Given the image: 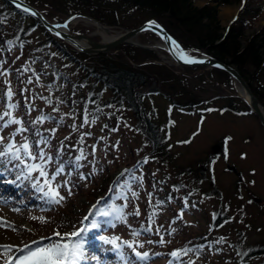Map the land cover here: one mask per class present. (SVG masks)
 <instances>
[{"label": "rangeland", "instance_id": "rangeland-1", "mask_svg": "<svg viewBox=\"0 0 264 264\" xmlns=\"http://www.w3.org/2000/svg\"><path fill=\"white\" fill-rule=\"evenodd\" d=\"M24 1L53 23H63L82 13L108 26L112 34L131 28L145 18L156 20L151 18L154 16L149 8H126L119 12L116 3L110 0H84L79 3L83 12L70 0ZM189 1L195 7L207 4L217 7L216 20L210 29L219 38L247 11L250 17L244 25L241 43L245 45L246 39L258 34L255 42L264 56V0H227L222 4L213 0ZM13 9L0 0L3 22L0 30L5 29L10 35L16 31L27 32L18 64L7 65L10 58L19 54V48H10L5 53L0 47V68H3L0 88L3 84L6 90L11 88L8 100L14 103L22 98L14 80L20 66L27 61L29 65L37 55L48 58V62L43 61L46 63L45 69H41L46 71L44 76L30 79L25 88V106L20 102L14 109L3 111L1 105L0 115L11 123L13 117L23 119L24 108H32L29 115L32 118L42 109L58 118L65 115L57 135L71 138L69 148L79 156L85 155L88 160L84 162L89 164L74 180L62 172L51 180L58 169L49 161L39 164L48 173L42 177L38 169L29 172L28 166L23 168L24 165L15 163L13 153L0 157V220L6 222L0 224V245L11 246L7 252L0 249V264H5L6 258L8 264L18 262L38 247L74 243L77 239L83 242V256L77 264H162L175 247L184 248L186 254L177 258L183 264H264V131L257 117L240 100L232 79L213 68L177 66L167 59L168 54L162 49L120 45L106 54L118 65L152 78L147 86L137 90L143 98L142 104L135 98L138 109L135 115L125 102L117 104L112 90L102 83L90 80L85 86H79L83 72L67 58L75 54V49L50 37L32 17ZM229 9L234 10L233 14ZM227 10L230 13L226 15ZM252 12L258 14L251 16ZM160 19L184 47L197 49L193 34L175 21ZM70 30L96 41L103 39L95 25L80 18L72 22ZM136 40L147 45L160 42L150 32L140 34ZM56 75L61 78L57 79ZM62 77L66 80L64 84ZM72 87L78 91L74 95H71ZM154 90L157 92L149 93ZM84 99L88 106L83 104ZM173 100L178 107L171 106ZM70 101L75 105H70ZM6 112L11 116H5ZM145 114L157 129L155 149L147 132ZM38 124L49 135L56 120ZM12 126L8 129L9 136L0 134L3 137L0 150L7 152L10 145H15L20 153L24 150L22 145L28 144L26 127L16 134L13 131L16 124ZM222 141L224 145L215 148ZM45 148L46 140H43L39 150ZM33 157L30 156L36 160ZM93 167L97 168L94 174L90 171ZM124 168L130 170L127 172L130 175L123 173ZM120 177L123 187L118 192L122 194H116L114 189L113 200L97 210V215L100 212L108 215H102L95 228L92 227L95 221L80 227L78 217L89 212L97 199L108 198L109 187L114 188L115 180ZM46 179L52 186H58L59 195L64 197L60 203L44 195L48 191ZM137 209L139 215L134 214ZM82 229L86 230L79 237L69 235ZM101 237L115 243H107ZM161 239L164 243L158 242ZM125 241L131 242L133 248ZM136 251L147 252L148 256L138 257Z\"/></svg>", "mask_w": 264, "mask_h": 264}, {"label": "trees", "instance_id": "trees-1", "mask_svg": "<svg viewBox=\"0 0 264 264\" xmlns=\"http://www.w3.org/2000/svg\"><path fill=\"white\" fill-rule=\"evenodd\" d=\"M6 7L10 6L5 0ZM72 3H77L78 8H80V12H83V9L79 3L84 2V0H70ZM218 4L226 3L227 0H213ZM111 3H116V7L119 8V12H124V9L132 8V10L137 8H149L152 12L151 15L155 18L158 22H160L165 28L166 24L160 19V17L167 18V21L170 23L177 22V24L181 25L189 34H193L192 36L195 38L196 42L194 46L198 50L205 51L206 53L223 60L231 65H233L240 74L247 80L248 84L251 87L252 92L257 96V98L261 101L264 106V56L262 53L258 51L257 44L255 40L257 39L258 34H255L250 39H246V44L243 45L241 40L244 34V25L247 22L250 14H247V11L243 12V16L239 17L238 22H233L226 31V34L223 38H219V35L214 31L211 30L210 25H212L216 20L217 15V7L211 5H204L201 7H195L191 4L189 0H110ZM13 9V7H12ZM113 9V8H112ZM113 11L118 12L117 9H113ZM13 12H19L22 15H27L26 13L19 11L17 9H13ZM88 13V12H85ZM89 14V13H88ZM258 13H251V16H256ZM94 16V15H93ZM96 16V15H95ZM99 14H97L98 18ZM30 17V16H29ZM100 17V16H99ZM34 19V18H33ZM145 18L143 21L147 20ZM34 21L40 26L41 24L34 19ZM142 21V22H143ZM208 21V22H207ZM140 22V23H142ZM3 22L0 20V25ZM116 23V22H115ZM111 23V24H115ZM138 23L137 25H139ZM135 25V26H137ZM134 27V26H133ZM264 30V26H263ZM45 31V30H44ZM169 32H171L169 30ZM172 33V32H171ZM27 34V32H26ZM24 32L16 31L13 34H8L5 29L0 30V47L6 53L10 50V48H19V54H15V58L12 57L9 59V63L7 64L8 67L13 66L16 62L19 63L18 60L23 55L24 51V43H25V36ZM173 34V33H172ZM174 35V34H173ZM50 36V35H49ZM175 36V35H174ZM9 37V38H7ZM52 37V36H50ZM176 37V36H175ZM178 38V37H176ZM11 42V43H9ZM256 44V45H255ZM54 45L60 50L64 51L63 47L59 44L54 43ZM125 47V46H123ZM75 54H70L67 58L70 59V64L76 66L77 69H80L83 72V77L78 83L79 86H85L90 80L95 81L97 84L102 83L104 87L109 88L112 90L115 96V102L119 105H122L124 102L128 105V107L134 112L135 115L138 113L136 99L142 104L143 95L138 93V89L147 86V84L152 79L149 74L144 72H135L128 68L122 67L120 64L118 65L115 60L109 56L108 54H98L95 56H88L86 54H82L76 50H73ZM10 56V54H6ZM38 57V58H37ZM80 58H85L90 61H81ZM5 61V59H4ZM48 62V58H44V56H35L32 61H28L24 63V66H20L17 69L14 80L16 84L19 86V98L16 102H11L8 99V88L1 87L0 89V109L1 105L3 107V111L7 109H14L17 103H20L25 106L24 104V93L25 88L30 83V79L38 78L40 79V75L43 77L46 71L41 69H45V65ZM10 65V66H9ZM48 65V64H47ZM34 66H38L34 67ZM44 66V67H43ZM7 69V68H4ZM3 68H0V74ZM43 72V73H42ZM57 79L61 78L60 75H56ZM66 82L65 78L62 77V83ZM53 84L55 85L56 83ZM9 86V85H8ZM92 87H94L92 85ZM33 89V88H31ZM71 95L78 92L75 87H72ZM32 92V91H31ZM35 92V91H33ZM157 91H149V93H154ZM70 95V96H71ZM32 96V93L31 95ZM90 97L92 95H89ZM85 100V99H84ZM47 103L52 104L50 100L46 99ZM88 103L87 100L83 102V104ZM172 107H178L179 104L175 103V100L171 103ZM70 105H75L73 101H70ZM89 104H86L88 106ZM11 106V107H10ZM194 108L195 105L191 104ZM30 108V107H29ZM183 108V106H182ZM35 109V108H34ZM248 109V108H247ZM249 110V109H248ZM55 111H58L56 109ZM250 111V110H249ZM33 112L32 108H24L23 110V119L20 120L22 123L16 124L14 128V132L18 134L19 132L23 131L26 127V138L28 144L33 150L32 156L36 157V160H33L28 155V150L20 151L19 159L17 161L25 162L26 164L31 165H39L43 161H49L52 165L56 166V169H63V175L67 176L68 178L74 180V176L80 175L85 171L84 167L88 165V162H84L88 159L85 158V155L79 156L73 150V148H69V137L66 136H59L58 128L61 127V123H63V116H53L49 111L45 109L39 110V115L34 117H30L29 115ZM251 112V111H250ZM1 117V115H0ZM40 117H46L43 121L52 120V118L56 120V124L51 125V134L45 135V132L41 130L39 122L41 120ZM144 118L147 123V132L150 137V142L152 144L153 149L157 147L158 138H157V129L153 128L152 121L148 118L147 114L144 115ZM38 119V120H37ZM0 125L3 126L4 134L9 135L8 129L12 126L11 120L0 119ZM19 130V131H18ZM46 140V148L44 150H39L40 143ZM224 140V139H223ZM225 141V140H224ZM224 141L220 145H217L215 148L221 147L224 145ZM223 147V146H222ZM152 150V149H151ZM41 152L44 154V159L40 158ZM77 157H81V159L77 160ZM51 158V159H49ZM52 161V162H51ZM141 161V159L137 162V164ZM94 166V165H93ZM97 168L93 167L90 169L92 173H94ZM129 169H124L123 173L126 176L130 175ZM121 177L115 181H117L114 185V188L110 190V196L106 199L98 200L96 203L95 208L91 210L89 215L86 219L87 223L90 222L96 213V208L106 205L105 203L112 201V193L115 192L122 194V192H118L122 189L123 185L120 184ZM109 193V192H108ZM115 194V193H114ZM219 217V216H218ZM216 218V222L219 218ZM79 221H82V217H78ZM184 248L175 247L173 251L180 250ZM185 252V251H184ZM182 255V254H181Z\"/></svg>", "mask_w": 264, "mask_h": 264}, {"label": "water", "instance_id": "water-1", "mask_svg": "<svg viewBox=\"0 0 264 264\" xmlns=\"http://www.w3.org/2000/svg\"><path fill=\"white\" fill-rule=\"evenodd\" d=\"M6 1L9 4H11L13 7L17 8L18 10H21L29 14L30 16L36 18L51 35L65 41L66 43L76 48L78 51L90 56L100 53H107L110 50L116 48L120 44H131L144 48H149L146 45H140L132 40L133 39L136 40L137 36L144 32H152L156 34L161 40V42L164 44L165 49L167 50L170 57L176 64L180 66H188V67L216 68L226 72L231 77L233 84L237 90L238 96L257 117L264 131V107L259 101V99L255 96V94L251 91L249 84L243 78V76L232 65L227 64L211 55L204 54L196 50L183 48L182 45L162 25H160L156 21L155 22L157 25H159V28H156L155 31L142 30L147 26V22L154 21V20H147L135 28L125 29L122 32L117 33L115 36L111 37V39L96 41L91 39L86 34L74 33L70 30H64L61 29L60 27H56L58 23L50 22L37 8L24 2L23 0H6ZM18 4L20 5L19 7L17 6ZM24 8L31 9V12H35L37 13V15H32L31 12L24 11ZM80 16L93 20L92 18L85 15H80ZM97 24L101 28H108L106 26H102L99 22H97ZM56 33H60V35H57ZM162 35L171 37L172 40H174L183 50V52L186 54V58H191L193 60L202 61V62L185 63L184 60L178 59L175 56H173L172 52L169 51V47H170L169 43L162 38Z\"/></svg>", "mask_w": 264, "mask_h": 264}, {"label": "snow or ice", "instance_id": "snow-or-ice-1", "mask_svg": "<svg viewBox=\"0 0 264 264\" xmlns=\"http://www.w3.org/2000/svg\"><path fill=\"white\" fill-rule=\"evenodd\" d=\"M18 7L20 6L19 4L17 5ZM24 11H29L31 12V9L29 8H24ZM32 15H37V13L35 12H31ZM56 27H67V22H65L64 25H56ZM156 28H159V25L156 24L155 21H149L147 22V26L142 29L144 31H148V30H152L155 31ZM57 35H60V33H56ZM162 38L169 43L170 47H169V51L172 52V55L175 56L178 59H182L184 60L185 63H196V62H202V61H196L193 60L191 58H186V54L183 52V50L179 47V45L172 40L171 37H168L166 35H162ZM11 43V42H9ZM8 95L11 96L12 95V91L11 88L8 89ZM11 107V106H10ZM5 116H11L10 112H6L4 113ZM0 119H2V117H0ZM41 121H43L44 119H46V117H40L39 118ZM85 122H87V119H85ZM12 123L14 124H18V123H22V121L17 120L15 117L12 118ZM19 131V130H18ZM230 139V138H229ZM3 141V137L0 136V142ZM187 141H185L186 143ZM22 147L27 150L28 149V144L25 143L22 145ZM8 153H13L14 154V158L15 159H19V149L15 148V145H10L7 149V152L0 150V157H4L6 156ZM29 156H31L32 154L29 152L28 153ZM35 158V157H33ZM40 158L44 159V154L41 152L40 154ZM51 159V158H49ZM77 160L81 159V157H77ZM38 169L39 170V174L42 177H47L48 173L44 170V168L40 165H34L32 168H29V172H32L34 170ZM63 171V169H58L56 171L55 174L52 175L51 180H55L56 176L59 175L61 172ZM44 183L46 185H48V191L44 192L43 188H39V185H37L38 190L41 192H44V195L51 198L52 201L54 203H60L64 197L59 195V192L57 190L58 186H52V184L50 183V181L48 179H46L44 181ZM70 194V192H69ZM133 196L136 195L135 192L132 193ZM126 207V205H125ZM121 213H122V209H121ZM100 215H108V213L106 212H100ZM135 215H139V210L137 209L134 213ZM123 220V214L120 217ZM32 219H37L36 217H32ZM41 220H43L44 218H39ZM85 219H88V217H85ZM0 224H6V222H4L3 220H0ZM97 223L93 222L92 223V227L95 228L97 227ZM86 229H82L80 232H73L71 234H69L72 237H79L83 231H85ZM151 230V229H149ZM54 235H60L59 233H54ZM102 240H105V242L107 243H115V240L112 241H107L105 237H101ZM159 243H164L163 239H161L160 241H158ZM35 243V242H34ZM125 244H127V246L129 248H133V245L131 242L125 241ZM27 247V246H25ZM140 247H143V245H140ZM11 246L8 245H0V249L7 251H10ZM133 251H135V249H133ZM135 254L138 257L141 258H146L148 256L147 252L141 253L136 251ZM181 254H186L184 252L183 249L180 250H175L171 253V255L173 256H178ZM83 256V242L80 241L79 239H77L74 243H65V242H58V243H53L51 245H49L47 248H41L38 247L36 248L34 251H28L26 255L22 256L18 262L14 261L13 264H77V262L81 259V257ZM5 264H8V258L5 259Z\"/></svg>", "mask_w": 264, "mask_h": 264}, {"label": "bare ground", "instance_id": "bare-ground-1", "mask_svg": "<svg viewBox=\"0 0 264 264\" xmlns=\"http://www.w3.org/2000/svg\"><path fill=\"white\" fill-rule=\"evenodd\" d=\"M229 10H230V12L233 14V11H234V10H231V9H229ZM227 12H228V10H227ZM230 12L226 13V15L229 14ZM78 18H79V17H73V18H70V19L66 20L65 22H67V27H60V28H61V29H64V30H70V26H71L72 22L75 21V20L78 19ZM81 19H83V20H84L87 24H89V25H95V26L97 27L98 31H100V32L103 34V39H104V40L111 39V37H113V35H115V34L110 33L111 31H110L109 28H101V27H99L98 24H97L95 21H93V20H90V19H87V18H81ZM65 22H64V23H58V24H59V25H64ZM132 41H134V39H133ZM163 46H164V45L161 44V43H156V44H155V48H156V49H162V50H164V47H163ZM5 188H6V190H7V187H5Z\"/></svg>", "mask_w": 264, "mask_h": 264}]
</instances>
